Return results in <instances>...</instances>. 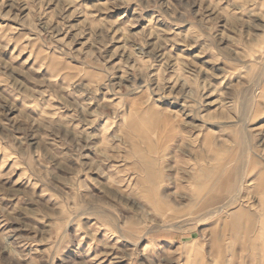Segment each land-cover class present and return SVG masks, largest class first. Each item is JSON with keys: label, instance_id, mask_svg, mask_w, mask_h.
<instances>
[{"label": "rangeland", "instance_id": "1", "mask_svg": "<svg viewBox=\"0 0 264 264\" xmlns=\"http://www.w3.org/2000/svg\"><path fill=\"white\" fill-rule=\"evenodd\" d=\"M263 172L264 0H0V264H264Z\"/></svg>", "mask_w": 264, "mask_h": 264}, {"label": "crops", "instance_id": "2", "mask_svg": "<svg viewBox=\"0 0 264 264\" xmlns=\"http://www.w3.org/2000/svg\"><path fill=\"white\" fill-rule=\"evenodd\" d=\"M156 121L168 122L167 118H158L156 116L153 117ZM224 168L222 170H206L204 168H200L199 172H196V176L193 179L195 181V194H198L202 190L206 191L207 199H208V206L213 205L212 208H210L208 213H219L224 210L225 203L218 201L215 202V197H213V186L214 182L218 179V181L221 182V174L224 173ZM146 178L143 180V183L145 185L146 193H145V199L147 202L152 205L154 208H157L158 210H162L167 207V202L159 199L157 195V179L160 176V173L158 170L151 169L147 167L145 169ZM213 175L216 176L213 180ZM214 181V182H213ZM234 190L233 186H226L225 191L230 192ZM255 190L260 195V205L261 208H264V172L259 175V178L255 184ZM219 203V204H218ZM256 220V217L248 210H241L239 209L236 212H233L231 214V219L228 223L229 229L233 236L237 237L241 234L243 239L250 240V237H248L247 233L251 227V224ZM253 240V239H252ZM254 241H251L253 244Z\"/></svg>", "mask_w": 264, "mask_h": 264}, {"label": "bare ground", "instance_id": "3", "mask_svg": "<svg viewBox=\"0 0 264 264\" xmlns=\"http://www.w3.org/2000/svg\"><path fill=\"white\" fill-rule=\"evenodd\" d=\"M150 125V124H149Z\"/></svg>", "mask_w": 264, "mask_h": 264}]
</instances>
